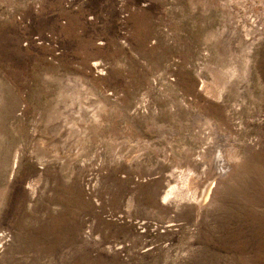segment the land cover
I'll use <instances>...</instances> for the list:
<instances>
[{
    "label": "rangeland",
    "instance_id": "374dc122",
    "mask_svg": "<svg viewBox=\"0 0 264 264\" xmlns=\"http://www.w3.org/2000/svg\"><path fill=\"white\" fill-rule=\"evenodd\" d=\"M205 2L0 0V264H264V0ZM231 15L258 29L251 68L214 99L202 83ZM69 80L114 109L67 164L34 145ZM195 110L223 114L240 163L176 209L164 192L199 146L172 162L153 125Z\"/></svg>",
    "mask_w": 264,
    "mask_h": 264
},
{
    "label": "bare ground",
    "instance_id": "6f19581e",
    "mask_svg": "<svg viewBox=\"0 0 264 264\" xmlns=\"http://www.w3.org/2000/svg\"><path fill=\"white\" fill-rule=\"evenodd\" d=\"M199 1L191 0V3L196 4ZM237 1L244 3V0ZM205 3L209 5L210 0ZM237 23L231 15L230 26L221 35L223 39L216 40L217 63L208 66L212 80L202 83L203 90L214 99H222L227 88L234 86L237 89L240 80L249 75L250 52L255 37L253 35L258 33L256 32L258 29L253 26L254 22L248 20ZM210 36H214V32L210 31L207 37ZM99 96L100 93L95 89L90 88L88 91L76 81L69 80L67 85L63 84L58 101L50 108L46 117V125L49 126L46 131L47 133L54 131V134L48 135L50 143L39 141L34 145L37 156L39 158L60 156L67 164H70L75 155L86 154L85 141L91 138L102 125H105L114 109H111L112 103L109 98L100 100ZM4 100L0 89V105L5 102ZM189 114L186 122L180 123L177 127L173 125L164 127L157 123L153 125L155 127L153 131L159 136L157 139L166 143L164 152L172 162L178 161L176 160L178 159L176 143H179L187 153L191 152L187 141V137H192L191 134H194L199 146L194 157L196 163L192 166L187 165L188 169L186 168L185 172H179L175 185L164 192L163 198L173 199L176 209L188 199H192L198 208L202 207L213 197L215 186L223 181V177L230 176L231 170L240 163V156L231 149V147L234 148L233 146L229 147L230 138L223 131L222 125L227 123L223 114L220 115L219 120L214 116H208L203 110H195ZM60 137L64 139H59ZM139 143L135 146L130 144L129 148L138 150L144 148V145H149L147 141ZM74 149H77L76 153ZM192 154L194 152L190 153ZM227 168H230L229 172H226Z\"/></svg>",
    "mask_w": 264,
    "mask_h": 264
}]
</instances>
